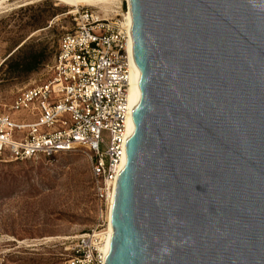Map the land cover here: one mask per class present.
Masks as SVG:
<instances>
[{"label":"water","instance_id":"95a60500","mask_svg":"<svg viewBox=\"0 0 264 264\" xmlns=\"http://www.w3.org/2000/svg\"><path fill=\"white\" fill-rule=\"evenodd\" d=\"M139 99L105 264H264V0H125Z\"/></svg>","mask_w":264,"mask_h":264},{"label":"built area","instance_id":"2783aa9c","mask_svg":"<svg viewBox=\"0 0 264 264\" xmlns=\"http://www.w3.org/2000/svg\"><path fill=\"white\" fill-rule=\"evenodd\" d=\"M119 10L106 18L90 7L75 8L48 78L0 104V162L84 148L100 210L108 207L122 169L132 112L129 27L126 10ZM105 219L70 239L64 264H105Z\"/></svg>","mask_w":264,"mask_h":264},{"label":"rangeland","instance_id":"374dc122","mask_svg":"<svg viewBox=\"0 0 264 264\" xmlns=\"http://www.w3.org/2000/svg\"><path fill=\"white\" fill-rule=\"evenodd\" d=\"M20 1L0 3V104L48 78L58 40L73 25L75 6L59 0ZM110 3L104 9L78 7H90L106 18L121 12L120 5L126 10L124 0ZM42 49L45 58L38 68L22 71V61ZM15 61L22 64L13 72ZM106 214L94 196L84 148L0 162V264H64L70 239L101 224Z\"/></svg>","mask_w":264,"mask_h":264},{"label":"bare ground","instance_id":"6f19581e","mask_svg":"<svg viewBox=\"0 0 264 264\" xmlns=\"http://www.w3.org/2000/svg\"><path fill=\"white\" fill-rule=\"evenodd\" d=\"M9 1L10 0H0V3H7ZM23 1L24 2L28 1L27 3H30V0H23ZM59 1L61 3H64L65 5H68V6H75L76 8L80 5H87V6H92V7L99 8V9L100 8L104 9L109 4H112V6H113L114 3H110L111 1L113 2V1H119V0H59ZM124 2H125V0H124ZM109 8H110V5H109ZM73 12H71V13H73ZM124 15H126V17H127V11L124 13ZM129 35H130L129 49H130V53H131V57H132V64H131V69H130V86L128 89V102H129L130 107L133 109V107L137 104L139 96H140L139 87H138L139 70H138V68L134 62V59H133L132 39H131L130 31H129ZM133 128H134V125H133L132 112H131V115H130V117H128V120H127V133H128V135L131 134V132L133 131ZM124 162H125V156L123 158L122 167L124 165ZM115 190H116V187H114V191L112 193V196L109 198L108 207H107V214H106V219H105V229L107 231V240H106L105 251H107V246H108L111 234H112L111 210H112V205H113V201H114Z\"/></svg>","mask_w":264,"mask_h":264},{"label":"trees","instance_id":"16d2710c","mask_svg":"<svg viewBox=\"0 0 264 264\" xmlns=\"http://www.w3.org/2000/svg\"><path fill=\"white\" fill-rule=\"evenodd\" d=\"M19 51H20L19 53H22V50H19ZM16 57H19V55L16 56ZM42 58H45L43 49L41 51H39L38 53L37 52L36 53H31L29 58L25 59L24 62L22 61L23 67H22L21 70L24 71L25 73H30V72L36 70L38 68V65H37L38 63L37 62L39 60H42ZM22 63H19V62L15 61V63L12 64V66L10 65L11 70L13 72L15 70H18L19 65L21 66Z\"/></svg>","mask_w":264,"mask_h":264}]
</instances>
